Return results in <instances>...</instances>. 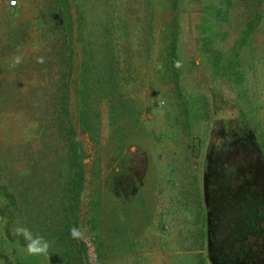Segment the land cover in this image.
<instances>
[{
  "label": "rangeland",
  "instance_id": "1",
  "mask_svg": "<svg viewBox=\"0 0 264 264\" xmlns=\"http://www.w3.org/2000/svg\"><path fill=\"white\" fill-rule=\"evenodd\" d=\"M172 1L84 0L91 28L104 20V9L114 13L108 22L115 46L111 61L120 91L138 113L134 124L120 122L119 136L109 131L108 101H100L97 143L82 130L76 112L82 48L73 0L70 38L53 18L56 0H17L15 8L0 2V188L18 196L34 172L27 170L29 161L43 157L38 149L44 142H55L49 156L64 153L60 123L51 113L67 79L70 119L85 151L80 240L92 238L94 246L102 241L98 264H264V0H232L221 21L223 34L213 41L226 53L247 17L259 11L238 52L239 85L210 76L206 54L195 48L196 6L182 14L180 71L172 60L163 65L173 39ZM63 46L71 48L70 70ZM199 93L210 113L203 103V114H187L182 98L197 99ZM47 179L45 173L34 190L52 198L56 187ZM93 190L102 209L95 231L87 223ZM13 205L0 193V264H32L28 241L16 233L26 226ZM123 239L130 251L121 248ZM38 258L36 264H55L51 255Z\"/></svg>",
  "mask_w": 264,
  "mask_h": 264
},
{
  "label": "trees",
  "instance_id": "2",
  "mask_svg": "<svg viewBox=\"0 0 264 264\" xmlns=\"http://www.w3.org/2000/svg\"><path fill=\"white\" fill-rule=\"evenodd\" d=\"M59 3L57 14L54 19L62 26L60 31L66 38H70L74 31L72 20L73 4L71 0H56ZM232 0H173L171 3V10L173 11L172 31L173 39L169 44V51L166 55V60L163 65H169L172 60L175 62L178 71L179 55L178 51L182 49V37L184 30L181 27L182 14L186 10L194 9L196 6L199 10L198 21L199 27L196 28L195 48L200 53H205L210 65V76L215 79L225 80L227 82L239 85L243 82V69L240 65V57L238 52L241 46L245 45L248 36L251 34L255 26L260 20L259 11H255L252 15H248L244 28L241 34L234 41L233 45L226 53L223 50L213 47V41L223 34L220 30L221 21L224 19V13L228 11V6ZM75 13L77 14V37L81 43L82 56L80 68L78 73V81L76 82L75 98H76V112L79 124L82 130L88 133L90 140L97 143L99 140V112L98 103L102 100L108 101V124L109 131L121 136L120 124L123 120H129V123L134 124L138 120V113L136 107L130 97L120 91L121 82L114 71L111 57L114 55L115 46L113 45V32L108 22L115 20L114 13H108L106 9L103 10L104 20L99 19L97 28L89 27L87 24L85 9L86 2L84 0H73ZM84 6V7H83ZM255 5L254 8H257ZM54 7L49 8L51 13H54ZM55 10V11H56ZM217 16L220 21H216ZM87 24V25H86ZM63 57L67 58L69 63V70L71 69L70 47L63 46L61 48ZM174 66V67H175ZM115 72V73H114ZM65 75V74H64ZM62 91L55 95L53 112L51 117L59 121L60 126L57 129L62 133L61 147L63 154L56 152L53 156H49L51 150L56 148L55 142L46 141L38 149L42 153V158H34L29 161V169L33 170V174H27L25 179L30 180L29 184L23 188L18 194V205L13 199L16 197L14 192L10 194L6 192L5 187L0 188V193L3 197H9L13 202V208L20 213V218L32 235L36 238H43L48 244L46 253L34 254L30 260L32 264L38 262L37 258L43 259L46 255H51L55 259V264H83L84 255L86 254V246L80 240L81 238H73L70 230L80 226V209L79 200L83 190L85 168H84V149L77 139L75 128L70 119L69 108V84L67 79L62 80ZM200 96V97H199ZM184 97V96H183ZM186 113L193 115L203 114V103L205 104V112L210 113L211 107L206 102V97L203 93H199L197 99L186 94L184 98ZM194 100V101H192ZM47 115L44 112L43 118ZM49 128L43 129L46 133ZM128 132V130H127ZM54 146V147H53ZM60 150V149H59ZM58 150V151H59ZM98 160L95 162L96 173ZM52 170L51 173L45 172ZM47 173L48 185H55V194L52 198L45 196L44 193L36 194L35 186L43 183L44 174ZM50 173V174H49ZM97 174V173H96ZM33 178V180H31ZM22 183V182H21ZM9 184L13 182L9 180ZM17 188V186H14ZM16 197V198H17ZM53 200L47 203V200ZM101 204L100 194L97 191L91 192L88 207L89 229L96 230L101 220ZM13 210V215L16 211ZM13 218V217H12ZM80 230V229H79ZM121 248L130 251L125 239L120 243ZM93 250L98 257L104 254L102 241H98ZM179 258H185L178 256ZM190 257V256H189ZM182 261V260H181Z\"/></svg>",
  "mask_w": 264,
  "mask_h": 264
},
{
  "label": "clouds",
  "instance_id": "3",
  "mask_svg": "<svg viewBox=\"0 0 264 264\" xmlns=\"http://www.w3.org/2000/svg\"><path fill=\"white\" fill-rule=\"evenodd\" d=\"M20 62V58L17 57L14 61V64H18ZM73 238H80L82 236L81 231L78 228H72L70 230ZM17 235H23L24 239L28 241L27 251L30 254H41L46 253L48 249V244L43 238H33L32 233L24 227H17L16 229Z\"/></svg>",
  "mask_w": 264,
  "mask_h": 264
},
{
  "label": "built area",
  "instance_id": "4",
  "mask_svg": "<svg viewBox=\"0 0 264 264\" xmlns=\"http://www.w3.org/2000/svg\"><path fill=\"white\" fill-rule=\"evenodd\" d=\"M8 8H15L17 6V0H0ZM84 245L86 246V263L87 264H98L99 259L97 254L93 250V239L89 238L83 240Z\"/></svg>",
  "mask_w": 264,
  "mask_h": 264
}]
</instances>
